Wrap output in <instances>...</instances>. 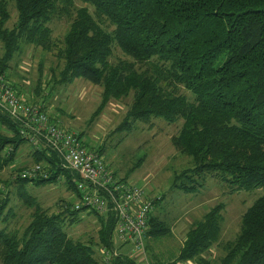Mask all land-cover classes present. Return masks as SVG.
Returning <instances> with one entry per match:
<instances>
[{"label": "trees", "instance_id": "obj_1", "mask_svg": "<svg viewBox=\"0 0 264 264\" xmlns=\"http://www.w3.org/2000/svg\"><path fill=\"white\" fill-rule=\"evenodd\" d=\"M10 1L15 3L18 19L8 30ZM76 2L87 7L77 11L58 44L49 24L75 9ZM103 19L114 27L112 31L99 24ZM22 42L56 52L62 62L58 84L83 79L102 87V107L132 93L128 126L151 124L153 118L168 123L182 120L172 142L190 164L175 174L173 188L195 193L212 178L229 186L232 193L259 187L264 192V0H0L4 48L0 74L7 72ZM115 46L131 61L112 63ZM145 64L149 66L145 70L138 68ZM162 82L171 90L162 88ZM176 86H182L191 98L174 93ZM4 116L0 115V157L7 158L8 165L25 141L18 125ZM32 157L47 166L51 175L48 179H16L17 194L33 210L21 233L9 230L13 215L8 213V196L0 191V221L4 224L0 264H104L96 258L92 242L75 241L63 231L65 218L84 208L75 210L69 204L70 209L50 214L27 193L25 183L53 184L64 174L68 188L79 198L73 175L56 167L58 160L51 150L35 151ZM222 209L211 210L189 230L177 261L209 264L201 255L219 239ZM98 219V245L111 248L115 216L108 212ZM149 226L152 239L169 232L152 214ZM108 264L137 263L120 255ZM221 264H264V194L244 214L241 234L228 244Z\"/></svg>", "mask_w": 264, "mask_h": 264}, {"label": "rangeland", "instance_id": "obj_2", "mask_svg": "<svg viewBox=\"0 0 264 264\" xmlns=\"http://www.w3.org/2000/svg\"><path fill=\"white\" fill-rule=\"evenodd\" d=\"M8 7L10 18L5 28L10 30L17 23L18 12L14 2L10 1ZM82 7L87 5L76 2L75 9L63 12L60 18H55L49 24L58 44L69 31L77 11ZM88 8L94 14V9L91 6ZM99 24L107 31L114 29L104 19ZM3 53L4 48L0 43V58ZM120 59L131 61L115 46L111 62L117 63ZM147 67L149 66L145 64L138 68L145 70ZM60 69L62 62L57 58L56 52L48 53L22 42L21 49L14 54L7 72L0 76L11 85L22 102L41 107L50 120L65 131L78 135L88 150L99 153L106 169L115 180L143 191L145 200L153 203L152 215L161 220L169 232L154 239L149 238L147 233L145 252L148 264H197L195 260L177 261L187 233L203 221L211 210L223 207L219 239L201 255L203 261L209 264H221L228 244L235 242L241 234L244 214L264 194L263 188L232 193L229 186H224L212 178H208L204 188L195 193H183L173 188L175 174L188 168L190 164V159L181 154L172 142L183 121L168 123L162 118H153L151 124L134 122L128 126L126 115L133 104L132 93L119 100H110L102 107V87L83 79L60 85L57 83ZM161 85L162 88H169L167 82H162ZM174 93L191 98L190 93L182 86L174 87ZM0 115L10 118L2 110ZM8 149L9 146L6 147ZM6 150L2 153L4 157ZM27 151L32 155L36 149L25 142L19 154L23 155ZM4 159L7 158L0 157V191L4 190L1 191L3 197L8 196L11 209L8 213L13 215L9 220V230L21 233L30 223L33 210L17 194L19 185L16 179L23 171L41 164L35 163L31 157V161L24 159L12 166L14 168H10V164L6 165ZM56 164V167L61 168L58 161ZM41 166L47 169V166ZM6 183L12 184L7 187ZM24 186L36 205L50 214L62 213L69 208V204L71 208L78 201L77 193L68 188L64 174L53 184L38 186L28 182ZM100 194L103 195V191L100 190ZM7 210L8 208L5 212ZM3 225L0 221V228ZM100 228L98 215L86 210L66 217L63 223V231L71 239L83 243L92 242L90 245L98 260L101 246L97 239ZM114 240L117 241L115 234ZM120 253L133 254L132 247L131 252L129 247H125ZM133 261L143 263L139 255H134Z\"/></svg>", "mask_w": 264, "mask_h": 264}, {"label": "built area", "instance_id": "obj_3", "mask_svg": "<svg viewBox=\"0 0 264 264\" xmlns=\"http://www.w3.org/2000/svg\"><path fill=\"white\" fill-rule=\"evenodd\" d=\"M0 110L18 125L21 138L36 151L51 150L61 169L73 175V185L79 192V202L73 209L84 208L98 215L112 212L115 216L112 247L101 246L98 254L104 264L122 255L117 246L132 247L133 256L146 261L145 241L149 231V219L153 203L145 200L143 191L115 180L106 169L99 153L88 150L75 133L67 132L50 120L41 107L26 105L15 94L11 85L0 76ZM11 151V149L9 150ZM42 165V164H41ZM36 165L25 170L20 178L27 180L48 179V169ZM59 175L57 178L60 179ZM103 191V195L100 194ZM123 256V255H122ZM132 256V257H133Z\"/></svg>", "mask_w": 264, "mask_h": 264}, {"label": "crops", "instance_id": "obj_4", "mask_svg": "<svg viewBox=\"0 0 264 264\" xmlns=\"http://www.w3.org/2000/svg\"><path fill=\"white\" fill-rule=\"evenodd\" d=\"M23 146V145H22ZM21 148V147H20ZM11 149V147H9V149H8V153L9 152H11V151H9ZM12 150V149H11ZM19 151H20V149H19ZM25 151V150H24ZM21 153H22V151H21ZM21 153L19 154V152L17 153V155H16V158H15V160H14V162L13 163H11L10 164V168L12 167V166H15L19 161H23L24 159L25 160H28V161H31V157H32V155H30L29 154V152L27 151L25 154H23V155H21ZM19 155H21L20 157H19ZM25 164H26V161H25ZM12 168H14V167H12ZM14 170V169H13ZM79 202V198H78V201H77V203ZM76 203V204H77ZM76 204H74V205H76ZM119 246V245H118ZM117 246V248H118V250H119V252H120V250L121 249H123V248H125V247H129L130 248V252H131V247L130 246H121V247H118ZM122 254V253H121ZM122 255H124V254H122ZM124 256H127V257H129L130 259H132L133 260V257H132V254H127V255H124ZM188 264H192L191 262H187ZM137 264H139L138 262H137ZM151 264H154V263H151ZM178 264H186V263H178Z\"/></svg>", "mask_w": 264, "mask_h": 264}]
</instances>
